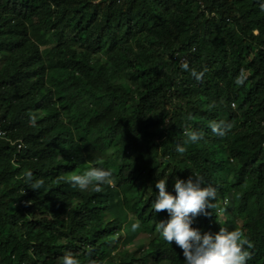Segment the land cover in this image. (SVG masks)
I'll use <instances>...</instances> for the list:
<instances>
[{
  "label": "trees",
  "instance_id": "16d2710c",
  "mask_svg": "<svg viewBox=\"0 0 264 264\" xmlns=\"http://www.w3.org/2000/svg\"><path fill=\"white\" fill-rule=\"evenodd\" d=\"M0 125V264H183L152 204L189 176L217 192L192 226L264 264V0H0ZM91 167L113 183L73 188ZM136 221L155 237L119 249Z\"/></svg>",
  "mask_w": 264,
  "mask_h": 264
},
{
  "label": "clouds",
  "instance_id": "9594fccd",
  "mask_svg": "<svg viewBox=\"0 0 264 264\" xmlns=\"http://www.w3.org/2000/svg\"><path fill=\"white\" fill-rule=\"evenodd\" d=\"M181 67L189 70L187 62H183ZM191 75L200 80L204 72L191 70ZM237 84H243V80H237ZM30 123L35 126L36 118L32 116ZM208 127L213 133L224 137L231 128L230 123L225 121H212ZM187 140L196 144L204 137V132L200 130H189ZM177 151L183 154L186 148L178 146ZM31 179V173H28ZM167 179H159L155 187L158 193L152 207L156 213L167 212V219L160 220L156 224V230L163 239L171 246L174 242L183 253V264H246L251 258L248 248L252 245L249 239L244 235L241 229L229 231L227 228H221L218 233H202L192 225L194 219L201 214H206L205 209H211L217 192L212 186L203 187V178L199 176H189L187 180L176 179L174 183L175 195L166 191ZM113 173L110 169L103 167H91L82 174L70 177V184L73 188L86 191L90 186L94 190L101 191V185L112 184ZM43 181L35 184L39 188ZM141 227L139 221L131 225V230L136 231ZM247 246V247H245ZM59 264H80V260L72 253L66 252L59 259ZM95 264V261H90Z\"/></svg>",
  "mask_w": 264,
  "mask_h": 264
},
{
  "label": "rangeland",
  "instance_id": "374dc122",
  "mask_svg": "<svg viewBox=\"0 0 264 264\" xmlns=\"http://www.w3.org/2000/svg\"><path fill=\"white\" fill-rule=\"evenodd\" d=\"M131 225H132L131 222H126L124 224V227L121 233V237L123 239H121L120 242L118 243L119 249L124 248L129 252L136 250L138 247L142 246L149 239L154 238L155 237L154 235H156V233H154V235L148 236V235H144L143 233H139L138 230L132 231ZM135 233H139V234L136 237H134L133 235Z\"/></svg>",
  "mask_w": 264,
  "mask_h": 264
},
{
  "label": "built area",
  "instance_id": "2783aa9c",
  "mask_svg": "<svg viewBox=\"0 0 264 264\" xmlns=\"http://www.w3.org/2000/svg\"><path fill=\"white\" fill-rule=\"evenodd\" d=\"M178 60H179V63H183V62H185V57H178ZM5 135H6V132L2 129V127L0 125V139L4 138ZM17 148L18 149L23 148L21 141L18 142Z\"/></svg>",
  "mask_w": 264,
  "mask_h": 264
}]
</instances>
